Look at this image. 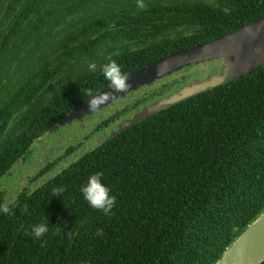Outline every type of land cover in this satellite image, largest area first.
Segmentation results:
<instances>
[{"label": "trees", "instance_id": "1", "mask_svg": "<svg viewBox=\"0 0 264 264\" xmlns=\"http://www.w3.org/2000/svg\"><path fill=\"white\" fill-rule=\"evenodd\" d=\"M145 3L138 11L136 0H0V182L88 90L110 86L89 63L111 58L129 75L264 16V0ZM168 88L151 99L179 90ZM146 102L104 125L117 130ZM96 172L117 198L108 215L80 191ZM8 206L0 264H216L264 212V68L109 136ZM41 223L49 231L37 240L31 229Z\"/></svg>", "mask_w": 264, "mask_h": 264}, {"label": "water", "instance_id": "2", "mask_svg": "<svg viewBox=\"0 0 264 264\" xmlns=\"http://www.w3.org/2000/svg\"><path fill=\"white\" fill-rule=\"evenodd\" d=\"M221 60L220 71L202 81H193L171 95L145 105L131 118L118 125L110 137L126 131L137 123L177 105L189 98L256 73L264 68V16L216 40L178 51L151 65L127 75L131 87L126 92H116L111 86L100 93H113L114 97L102 104L98 111H91L87 101L57 123L54 129L82 122L114 102L170 77L185 68ZM264 261V212L261 213L227 248L216 264H261Z\"/></svg>", "mask_w": 264, "mask_h": 264}, {"label": "rangeland", "instance_id": "3", "mask_svg": "<svg viewBox=\"0 0 264 264\" xmlns=\"http://www.w3.org/2000/svg\"><path fill=\"white\" fill-rule=\"evenodd\" d=\"M194 66L190 70H188V67L170 77L159 80L152 86L144 87L135 94L133 93L127 102L122 104L114 102L98 114L85 118L82 122H76L58 129L53 128L31 148L25 159L16 165L10 177L0 182V194L4 197L5 205L13 203L24 189L31 191L38 188L103 142L110 131L111 133L116 131L115 129L112 130V125H104L114 113L128 106H131L133 110V104L142 99H147L146 105L154 102L151 99L154 92L168 94V87L180 89L193 81L205 80L216 73L215 69L219 71L222 65L213 60ZM0 97H3L2 88L0 89ZM155 99H158V97H155ZM134 114L135 112L132 111L128 118ZM70 148L75 151L67 154L66 151ZM51 153L52 156L49 155ZM48 162H56L55 168L38 178L37 175L44 170L42 168Z\"/></svg>", "mask_w": 264, "mask_h": 264}, {"label": "clouds", "instance_id": "4", "mask_svg": "<svg viewBox=\"0 0 264 264\" xmlns=\"http://www.w3.org/2000/svg\"><path fill=\"white\" fill-rule=\"evenodd\" d=\"M136 7L138 11L146 10L148 5L145 0H136ZM88 70L90 72H95L99 70L104 78L110 82L111 88L116 92H126L131 87L128 83V76L122 72L120 65L109 58V62L98 66L96 63L92 62L88 64ZM91 97L87 100L89 109L93 112L98 111L102 104H105L109 99L114 97L113 93H101L99 95H94L92 90H88L85 94ZM103 173L96 172L88 178V181L80 189L83 194L84 199L88 202L90 207L93 209L102 211L105 215L112 213L113 208L116 206L117 198L115 195H111V189L105 183H103ZM63 193V188L54 189L53 196L60 197ZM0 211L4 214H14L11 207L8 205L0 206ZM27 212V208L23 209ZM58 229L60 227L56 226ZM49 231L48 225L41 223L34 225L31 229V235H33L37 240L42 239ZM98 235L103 234L102 229L97 230Z\"/></svg>", "mask_w": 264, "mask_h": 264}, {"label": "flooded vegetation", "instance_id": "5", "mask_svg": "<svg viewBox=\"0 0 264 264\" xmlns=\"http://www.w3.org/2000/svg\"><path fill=\"white\" fill-rule=\"evenodd\" d=\"M221 70V69H220ZM219 70V71H220ZM218 72V71H217ZM181 89V88H180ZM178 91V90H177ZM173 94V93H172ZM171 95V94H170ZM165 96H168V95H165ZM157 101V100H156ZM155 102V101H154ZM153 103V102H152ZM151 104V103H150ZM149 105V104H148ZM144 106H142L141 107V109L143 108ZM87 118V117H86ZM85 120V119H84ZM76 122H79V121H75V122H73L72 124H74V123H76ZM112 130H114V128L112 129ZM110 133H111V131H110ZM110 133H108V135H107V137H106V139H108V137L111 135ZM105 139V140H106ZM104 140V141H105ZM75 150L74 149H72V148H70V149H68L67 151H66V153L67 154H69V153H72V152H74ZM50 156H52V153L51 154H49ZM49 165H52V168H55V166H56V162L55 163H52V162H48V163H46V165H45V167L44 168H42V169H45L47 166H49ZM51 168V169H52Z\"/></svg>", "mask_w": 264, "mask_h": 264}]
</instances>
